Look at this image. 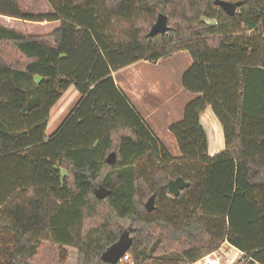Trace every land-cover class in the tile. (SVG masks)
<instances>
[{
    "label": "trees",
    "instance_id": "1",
    "mask_svg": "<svg viewBox=\"0 0 264 264\" xmlns=\"http://www.w3.org/2000/svg\"><path fill=\"white\" fill-rule=\"evenodd\" d=\"M226 1L232 16L214 0H49L39 14L0 0V16L58 23L52 45L0 25V264H59L62 247L77 264H110L101 255L123 234L117 264H192L224 243L264 264V0ZM159 13L168 30L149 36ZM179 51L195 96L169 126L175 158L112 73ZM70 86L80 97L47 136ZM207 107L224 140L212 156ZM177 177L188 186L173 196ZM172 252L179 263L162 260Z\"/></svg>",
    "mask_w": 264,
    "mask_h": 264
},
{
    "label": "crops",
    "instance_id": "2",
    "mask_svg": "<svg viewBox=\"0 0 264 264\" xmlns=\"http://www.w3.org/2000/svg\"><path fill=\"white\" fill-rule=\"evenodd\" d=\"M52 23L57 24V22H49V24ZM191 63L189 53L179 51L157 62L139 60L112 73L120 91L172 155L179 154V151L175 137L169 132V126L181 119L184 106L195 96L184 90L181 85V76ZM79 97V93L73 86L62 93L50 109L45 130L47 136L57 129ZM69 98L75 104L69 105ZM52 120L55 122L56 129L53 127L55 130L48 134V126ZM200 122L207 134L209 156L223 150L221 126L210 107H207L200 115Z\"/></svg>",
    "mask_w": 264,
    "mask_h": 264
},
{
    "label": "rangeland",
    "instance_id": "3",
    "mask_svg": "<svg viewBox=\"0 0 264 264\" xmlns=\"http://www.w3.org/2000/svg\"><path fill=\"white\" fill-rule=\"evenodd\" d=\"M19 2L23 7V11L27 14L45 13L48 10H50L49 0H19ZM0 25L15 29L21 32L22 34L37 35V36L45 37L44 41L48 44H52L53 41L49 37V34L58 25V23L49 24V22H30V21H23V20L0 16ZM239 31H240L239 33H243L242 28H240ZM68 104L72 105V104H75V102L71 98H69ZM54 125H55V122L52 120L48 126V130H47L48 134H51L56 129V126ZM178 155L179 154L177 153V154H174L173 156L176 158L178 157ZM152 203L154 207V198H153ZM122 237H125V235L123 234ZM59 251H60L59 264H77V250L75 248L62 247L60 248ZM234 254H235V251L231 249V247L227 243H224L217 251L211 252L207 255H211L212 257L218 256L220 260L226 264L228 262V259L232 258ZM142 256L148 257L150 256V252L144 251L142 252ZM163 259L166 261H174L176 263H179L180 255L172 252L165 256H162V260Z\"/></svg>",
    "mask_w": 264,
    "mask_h": 264
},
{
    "label": "water",
    "instance_id": "4",
    "mask_svg": "<svg viewBox=\"0 0 264 264\" xmlns=\"http://www.w3.org/2000/svg\"><path fill=\"white\" fill-rule=\"evenodd\" d=\"M214 4L220 7L227 15L232 16L237 9V3H233L226 0H214ZM168 30L167 26V17L166 15L159 13L157 16L156 21L151 26L148 35L153 36L157 33H165ZM115 161V154L113 152L109 153L106 157V162L109 164H113ZM188 186V183L184 182L182 178L177 177L175 179H171L167 183V190L168 193L177 196L179 194V191L184 189ZM101 197L105 196V192L102 190L100 193ZM153 196H151L147 202L145 203V206L148 211H151L153 209ZM130 245V240H128L126 237H121L120 240H118L114 245L106 249L102 255L101 259L104 262L110 263V264H117L121 257L126 252L128 246Z\"/></svg>",
    "mask_w": 264,
    "mask_h": 264
},
{
    "label": "built area",
    "instance_id": "5",
    "mask_svg": "<svg viewBox=\"0 0 264 264\" xmlns=\"http://www.w3.org/2000/svg\"><path fill=\"white\" fill-rule=\"evenodd\" d=\"M231 249L235 251V254L232 258L228 259L226 264H243L246 260H252L246 253L241 250L229 245ZM123 259H127V255L122 256ZM192 264H225L223 263L218 256L212 257L211 255H204L201 258L195 260ZM255 264H259L255 262Z\"/></svg>",
    "mask_w": 264,
    "mask_h": 264
}]
</instances>
